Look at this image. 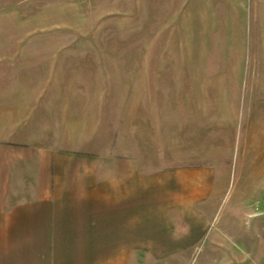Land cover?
Listing matches in <instances>:
<instances>
[{"label":"rangeland","instance_id":"374dc122","mask_svg":"<svg viewBox=\"0 0 264 264\" xmlns=\"http://www.w3.org/2000/svg\"><path fill=\"white\" fill-rule=\"evenodd\" d=\"M25 118L215 171L196 243L139 264H264V0H0V128Z\"/></svg>","mask_w":264,"mask_h":264},{"label":"crops","instance_id":"0c3cea01","mask_svg":"<svg viewBox=\"0 0 264 264\" xmlns=\"http://www.w3.org/2000/svg\"><path fill=\"white\" fill-rule=\"evenodd\" d=\"M6 122L0 264H139L140 253L182 252L201 235L213 169L150 167L128 124Z\"/></svg>","mask_w":264,"mask_h":264}]
</instances>
